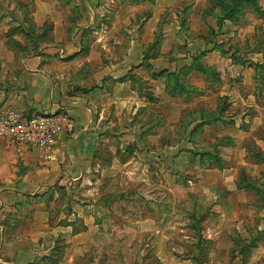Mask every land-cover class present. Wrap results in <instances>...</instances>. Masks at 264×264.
Masks as SVG:
<instances>
[{
    "label": "rangeland",
    "instance_id": "rangeland-1",
    "mask_svg": "<svg viewBox=\"0 0 264 264\" xmlns=\"http://www.w3.org/2000/svg\"><path fill=\"white\" fill-rule=\"evenodd\" d=\"M142 1L0 0V35L16 55L34 52L51 41L53 20L67 35L89 24L86 45L95 29L97 35L111 28L125 46L129 21L154 15ZM234 2L175 0L162 11L155 47L165 27L169 33L176 27L179 37L165 43L173 55L145 56L163 67L146 75L163 81L164 97L178 104L180 119L166 122L139 108L132 117L138 144L129 130L101 131L94 168L85 182L59 188L48 218L54 225L55 214L67 211L59 224L81 234L77 254L57 235L48 255L31 264H264V171L253 150L264 152V0H247L233 22L219 23ZM22 32L32 37L20 45L12 36ZM135 85L146 94L144 81ZM199 110L215 117L193 122ZM15 216L7 226L18 223Z\"/></svg>",
    "mask_w": 264,
    "mask_h": 264
},
{
    "label": "crops",
    "instance_id": "crops-1",
    "mask_svg": "<svg viewBox=\"0 0 264 264\" xmlns=\"http://www.w3.org/2000/svg\"><path fill=\"white\" fill-rule=\"evenodd\" d=\"M171 1L167 6L163 0H154V4L143 0L141 7L152 8L154 15L129 21L125 46L111 28L97 35L95 29L86 45L83 39L88 36L83 34V29H88L89 24L67 35L63 24L53 20L51 41L34 52L16 55L4 46L7 38L0 35V111L11 107L27 116L62 113L74 125L71 133L64 128L57 133L45 155L8 146L0 140V264H31L47 256L51 250L50 239L57 235H62L75 256L81 234L71 235L70 227L59 224L67 211L55 214L58 222L51 226L48 225L49 213L59 199V188L85 182L86 174L94 168V151L100 132L129 130L132 141L138 144L140 132L133 126L132 117L139 108L156 113L166 122L180 119L178 104L164 97L163 81L150 80L146 75L148 69L154 72L163 67L159 68L160 62L156 64L150 59L147 62L145 56L148 54L151 58L155 54L161 59L169 56L171 48L165 43L175 41L178 36L176 27L172 33L165 27L161 45L149 51L154 32L159 29V17L175 2ZM173 17L177 26V17ZM44 20L42 17L41 21ZM32 22L35 27L39 25L37 17ZM94 23L101 24V20L96 19ZM118 23L113 22V27ZM20 26V31H24L22 24ZM29 35L22 32L12 38L23 45L32 37L31 33ZM204 44L211 45L207 41ZM118 50L116 55L114 52ZM206 50L211 52L209 54L216 52L214 48ZM137 81L145 82L146 94L136 89ZM8 213L17 214L18 223L12 227L7 226ZM23 213L30 218L28 223L22 222ZM11 232L16 233L12 239Z\"/></svg>",
    "mask_w": 264,
    "mask_h": 264
},
{
    "label": "built area",
    "instance_id": "built-area-1",
    "mask_svg": "<svg viewBox=\"0 0 264 264\" xmlns=\"http://www.w3.org/2000/svg\"><path fill=\"white\" fill-rule=\"evenodd\" d=\"M73 123L62 113L24 115L14 108L0 111V140L21 150L47 154L57 133L73 131Z\"/></svg>",
    "mask_w": 264,
    "mask_h": 264
},
{
    "label": "trees",
    "instance_id": "trees-1",
    "mask_svg": "<svg viewBox=\"0 0 264 264\" xmlns=\"http://www.w3.org/2000/svg\"><path fill=\"white\" fill-rule=\"evenodd\" d=\"M246 1L247 0H235V2L233 4H231V6L229 5V6L225 7L228 10H227V12H223V14H221V19H220L219 23L220 22H223V21L233 22V21H231L233 19V17H231L232 14L234 13V15H235L237 13V10L243 4H245ZM235 18H236V16L234 17V21H236ZM219 23L217 25H219ZM157 41H158L157 42V45H159L160 40L158 39ZM156 47H155V41H154L153 44H151V46L149 48V51H151L152 49H154ZM173 53H174L173 50H171V53L169 55H173ZM147 56H148V54H147ZM195 114H196V116L198 115V117H195L194 119H192V120H195L193 122H196V121L202 122L204 119L207 120V121H209V120H212V117L213 118L215 117L214 114H212V115L211 114H207L205 111H201V110H199ZM195 114L194 113L193 114L191 113L190 116H193ZM192 120H190V118H189L186 125H189L190 126V124L193 123V122H191ZM193 131L194 130H192L189 134L191 135ZM253 150H255V153H256L255 154L256 156H255V159H254V163L261 164L262 167H263V171H264V152H262V150L258 146H254L253 147ZM246 182H249V181H246ZM256 191H258V190H256Z\"/></svg>",
    "mask_w": 264,
    "mask_h": 264
}]
</instances>
